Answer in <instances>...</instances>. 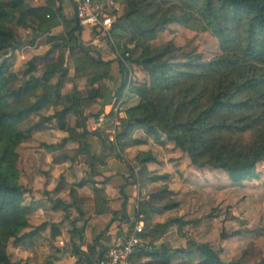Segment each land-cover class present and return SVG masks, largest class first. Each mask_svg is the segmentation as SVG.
<instances>
[{
  "label": "trees",
  "instance_id": "1",
  "mask_svg": "<svg viewBox=\"0 0 264 264\" xmlns=\"http://www.w3.org/2000/svg\"><path fill=\"white\" fill-rule=\"evenodd\" d=\"M61 13L56 0H0V129L8 138L0 145V264H24L12 260L8 241L13 238L17 244L23 243L33 232L25 231L29 224L25 204L28 189L20 181L17 166L21 142L29 140L36 129L53 125L67 133L64 141L78 143L62 156L72 161L83 156L91 162V174H99L94 163L98 157L92 153L88 136L100 134L88 131L89 115L85 112L103 97L101 88L110 77V62L93 57L90 47L80 41L77 18L66 19ZM60 18L66 30L54 33ZM14 24L28 30L26 41L17 35ZM176 27L210 32L218 39L220 52L205 59L194 49L178 45L171 36ZM112 30L120 40L128 34L124 45L117 42L123 76L118 93L126 85L131 67L143 71L132 80L131 92L138 100L125 107V115L119 117L118 142L141 145L154 137L160 144L172 142L187 152L200 168L225 170L234 184L259 178L257 166L264 161V0H127L126 10ZM160 32L170 37L155 46L144 42ZM40 44L43 48L36 50ZM23 46L34 54L27 61L25 75H20L10 68L9 54ZM66 49L74 65L72 78L85 82L86 95L77 86L73 91H62L69 73ZM48 57L42 64L37 61ZM20 78L24 83L13 86ZM135 128L143 129L145 137L134 138ZM108 142L107 147L116 150L114 142ZM140 150L137 161L145 173L148 163L158 159L153 150ZM115 153L122 158L121 152ZM87 181L63 182L73 205L86 220L108 204L107 192L97 186L95 204L83 203L77 186ZM121 189L124 193V187ZM60 200L56 198L58 203ZM177 205L169 202L163 208ZM159 208L141 199L135 220H149ZM181 220L157 223L150 234L158 238ZM140 248L132 254L130 264H172L176 256L184 261L181 264H264V256L255 263L245 262L243 256L227 261L210 242L193 238L180 247L163 244L153 252ZM105 252L86 260L99 264ZM147 256L150 259L144 262Z\"/></svg>",
  "mask_w": 264,
  "mask_h": 264
},
{
  "label": "rangeland",
  "instance_id": "2",
  "mask_svg": "<svg viewBox=\"0 0 264 264\" xmlns=\"http://www.w3.org/2000/svg\"><path fill=\"white\" fill-rule=\"evenodd\" d=\"M118 1L120 8L116 13L115 21L123 15L127 5V0ZM65 17L69 18L67 15ZM13 26L17 35L26 41V35L28 34L26 31L28 30L15 24ZM65 30L66 27L63 21L53 28L54 33H60ZM93 32L97 35L96 31L93 30ZM78 35L81 42L85 45H91L88 44L91 43L88 32L81 29ZM172 35L178 45L184 46L188 50L194 49L196 53L202 54L205 59H210L221 50L218 39L210 32L176 27ZM127 36L128 34L121 38V40L116 38V36H113V38L115 42L120 41L124 45L127 41ZM169 37L170 35L168 33L160 32L158 36H150L144 42L155 46L161 44ZM33 54L34 51H28L26 46L12 52L9 54L10 68L20 75H25L26 69L28 68L27 61ZM61 54L64 55V53ZM49 59V57L47 59L41 58L37 59V61L42 64ZM65 63L69 67V73L66 78L65 87L62 90L63 93L73 91L74 87L77 86L83 95H86L88 87L85 85V82L72 78L74 65L67 49L65 50ZM115 70L116 67H112V72H115ZM133 71L134 75L136 74L138 77L142 75L139 69L136 71L134 68ZM22 83H24V80L20 78L13 82L12 85L18 86ZM116 88L117 85L110 88L99 102L106 104L112 98V92H116ZM137 100L138 97L135 99L131 98L130 101H122L117 106L119 107L118 110L135 103ZM50 110L52 112L54 109ZM113 111L112 114L107 113L103 115L105 118L103 124L99 125L97 123L98 126H95L97 128H92L90 125V128L92 131H98L100 135L108 138L103 139L105 143L111 141L116 145V150L113 151L104 147V153L107 154L110 152L112 154L111 156H115L113 159L119 160L127 168L129 181H131L129 185L135 187L134 198L136 199V204L139 198L140 200L148 199L155 206L162 208L169 202H178L177 206L166 211L165 209L159 210L161 213L153 215L150 221L142 220V222L150 228L154 227L157 222L160 223L171 218H181L182 220L180 222L173 223L169 231L161 237L168 245L173 247L184 246L189 239L193 238L210 242L215 249L220 251L221 256L227 261H236L242 256L247 263L261 261L264 256V161L260 162L257 166V171L260 173L259 178L246 180L243 184H234L229 179L225 170L198 167L191 161L187 152L182 151L172 142L160 144L154 137H149L145 144L121 145L117 140L119 129H117L116 124L119 123L120 113H115V107ZM105 126L109 128V133H105L103 129ZM44 129L46 128L44 127L41 130L44 131ZM36 131L32 133L29 140L21 142L17 148V166L20 170V181L25 190L26 186H29L34 178L33 171L36 172L37 170L43 169L41 156L46 152L51 153L46 148L47 146H45L47 142H45L40 134L36 135ZM132 136L134 138L145 137L144 130L135 128ZM0 139V145H3L5 140L8 141L6 133L1 129ZM100 139L97 138V141H95L98 147ZM88 140L91 142L89 136ZM51 141H58V138L53 137ZM140 149L153 150L158 159L149 168L147 165L145 173L140 171L141 166L137 161V154L141 151ZM115 151L121 152L123 155L122 158L117 157ZM59 153L60 151L55 154L57 155ZM86 160L85 157H82V160L75 161L74 164L76 162L77 164L81 162L85 164L91 163L90 160ZM84 174L90 177V166ZM44 179L45 176L43 175L42 180ZM164 187L167 188V191L162 192L161 190ZM223 234H225V237ZM27 245L26 240L23 243L20 242L17 244L13 238H10L7 245V252L10 254L12 260L26 264Z\"/></svg>",
  "mask_w": 264,
  "mask_h": 264
},
{
  "label": "crops",
  "instance_id": "3",
  "mask_svg": "<svg viewBox=\"0 0 264 264\" xmlns=\"http://www.w3.org/2000/svg\"><path fill=\"white\" fill-rule=\"evenodd\" d=\"M45 1L33 0L36 3ZM56 3L62 8L61 14L64 17L65 15L69 16V18L65 17L66 19L76 17L74 0H56ZM60 19L61 24L63 19ZM81 29L89 34L91 43L88 44L92 46H86H91L90 54L97 59L110 62V77L104 81H107L106 84L102 83L103 96L110 88L117 85L116 92H112V98L106 104L99 102L101 97L86 110L85 113L89 115L86 121V128L88 131H92L90 125L92 128H96L95 126H98L97 123L103 118V115L114 112V107L116 114L120 113L121 117L125 115L124 107L118 110L119 107L117 106L120 103H117V101L124 96L126 88L124 86L123 90L118 93L123 76L120 72L118 60L121 52L114 38L109 39L101 35L98 37V34H94L90 27H81ZM42 48L43 46L40 44L36 50H41ZM114 66L116 70L112 72V67ZM133 70L131 67L127 76L132 75V78H134ZM135 70L137 71V69ZM139 72L143 73L141 69H139ZM137 97L138 95L131 92L130 88L125 98L126 100L123 101H130L131 98L135 99ZM70 120L71 124L74 125V119ZM44 127L37 129L36 135L40 134L44 138L45 142H47L45 146L51 153L46 152L41 156L43 169L36 172L33 171L34 178L30 185L26 186L28 189L26 192V205L29 208V224L26 232L33 231L26 238V243H28L26 246V264H89V261L86 260L88 257L92 259L94 255L97 256V253L101 254L103 251H107L111 245L123 242L138 223H142L145 228V243L142 245L145 247L144 250L153 252L157 251L163 244L171 246L161 239L169 231L170 226L160 237L154 238L150 232L155 226L148 228L142 220H135L140 198L136 204V199L134 198L135 187L129 185L131 182H128L129 174L127 168L119 160L113 159L115 156H111L110 152L107 153L108 156L104 153V147L108 149L109 147H107L108 142L105 143L101 135H89L92 153L98 157V160H95L94 163L99 174H91L90 177H87L84 172L88 171L90 163L81 162L77 164L76 162L74 164L75 161L82 160L83 156H79L74 161L62 156L68 147L78 146V143L70 140L64 141L67 133L53 125L46 126L44 131L41 130ZM103 129L105 133H109L108 127L105 126ZM78 130L81 131L82 129L78 128ZM53 137H57L58 141H51ZM97 138L102 139H100L99 147L96 146L95 142ZM59 151L60 153L56 155L55 153ZM152 164L154 163H148V168ZM43 175L45 176L44 180H42ZM83 179L88 181L82 186H77V192L84 204H95V186L104 188L108 194V204L105 205V210L93 214L88 220H86V217L80 216L73 205L70 191L64 188L63 185L64 181L75 183ZM126 182L128 183L123 185ZM122 187H124V193L121 192ZM56 198L61 199L59 203ZM164 209L160 207L158 211L151 214V218L156 213H161L159 210ZM150 219L145 221H150ZM133 223L134 225L131 226ZM76 248L80 250L79 253L76 252ZM139 249L141 248L139 247L137 250ZM148 259L150 257L147 256L144 262ZM182 262L184 261L179 256L172 260V264H181Z\"/></svg>",
  "mask_w": 264,
  "mask_h": 264
},
{
  "label": "built area",
  "instance_id": "4",
  "mask_svg": "<svg viewBox=\"0 0 264 264\" xmlns=\"http://www.w3.org/2000/svg\"><path fill=\"white\" fill-rule=\"evenodd\" d=\"M75 13L78 24L81 27H90L96 31L98 36L113 38V25L116 13L120 5L118 0H74ZM129 55V53H127ZM131 73V72H130ZM133 76H127L124 96L117 101L121 103L125 100L132 86ZM119 106V105H118ZM105 118H101L99 125L103 124ZM118 125V123H116ZM97 128V127H96ZM114 139V137H112ZM144 225L138 223L130 231L127 238L120 243L111 245L105 252L99 264H130L131 256L136 249L145 243Z\"/></svg>",
  "mask_w": 264,
  "mask_h": 264
}]
</instances>
